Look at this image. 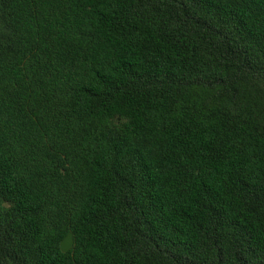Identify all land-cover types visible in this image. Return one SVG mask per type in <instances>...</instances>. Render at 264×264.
Returning <instances> with one entry per match:
<instances>
[{"label": "trees", "instance_id": "trees-1", "mask_svg": "<svg viewBox=\"0 0 264 264\" xmlns=\"http://www.w3.org/2000/svg\"><path fill=\"white\" fill-rule=\"evenodd\" d=\"M0 264H264V0H0Z\"/></svg>", "mask_w": 264, "mask_h": 264}, {"label": "water", "instance_id": "water-1", "mask_svg": "<svg viewBox=\"0 0 264 264\" xmlns=\"http://www.w3.org/2000/svg\"><path fill=\"white\" fill-rule=\"evenodd\" d=\"M74 244V235L73 233H69L68 236L62 241L61 248L63 252H68L74 247Z\"/></svg>", "mask_w": 264, "mask_h": 264}]
</instances>
